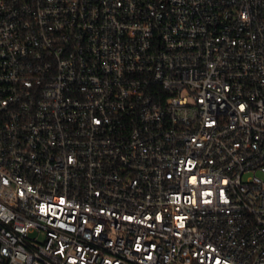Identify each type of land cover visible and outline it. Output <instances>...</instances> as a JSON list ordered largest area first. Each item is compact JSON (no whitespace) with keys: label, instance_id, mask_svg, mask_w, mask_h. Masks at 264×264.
<instances>
[{"label":"built area","instance_id":"2783aa9c","mask_svg":"<svg viewBox=\"0 0 264 264\" xmlns=\"http://www.w3.org/2000/svg\"><path fill=\"white\" fill-rule=\"evenodd\" d=\"M0 264H264V0H0Z\"/></svg>","mask_w":264,"mask_h":264}]
</instances>
